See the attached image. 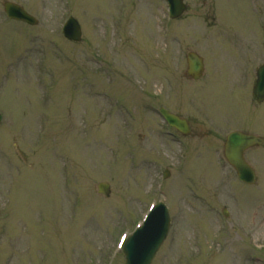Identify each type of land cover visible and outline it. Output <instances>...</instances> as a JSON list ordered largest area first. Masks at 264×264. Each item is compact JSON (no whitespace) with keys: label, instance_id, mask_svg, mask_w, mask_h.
<instances>
[{"label":"rangeland","instance_id":"rangeland-1","mask_svg":"<svg viewBox=\"0 0 264 264\" xmlns=\"http://www.w3.org/2000/svg\"><path fill=\"white\" fill-rule=\"evenodd\" d=\"M5 1L38 24L6 19ZM183 1L173 21L164 0H0V264H124L118 237L152 201L171 223L151 264H264V143L245 154L253 185L223 157L232 131L264 139V0Z\"/></svg>","mask_w":264,"mask_h":264},{"label":"water","instance_id":"water-1","mask_svg":"<svg viewBox=\"0 0 264 264\" xmlns=\"http://www.w3.org/2000/svg\"><path fill=\"white\" fill-rule=\"evenodd\" d=\"M168 2L171 5V16H179L184 9L182 1L168 0ZM4 11L10 19L23 21L31 25L36 24V21L18 5L5 3ZM63 34L69 40L79 41L81 31L78 23L72 18L68 19L64 25ZM187 64L188 75L193 79H198L203 71L202 59L198 55L190 53L187 56ZM253 98L258 103L264 100V65L260 66L256 71ZM160 113L170 126L183 134L188 132V126L185 121L180 120L163 109H161ZM261 144L262 140L260 138L251 135L232 133L227 137L224 146V156L235 169L241 181L249 184L255 182L254 171L245 162L243 154L248 148ZM98 190L99 193H103L105 196L109 195V186L107 184H100ZM168 227L169 217L167 210L163 204H159L149 215L144 226L126 241L123 247L125 264H151L156 251L167 235Z\"/></svg>","mask_w":264,"mask_h":264}]
</instances>
